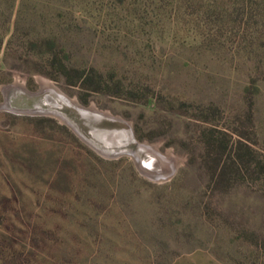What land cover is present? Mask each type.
Masks as SVG:
<instances>
[{
  "label": "rangeland",
  "instance_id": "1",
  "mask_svg": "<svg viewBox=\"0 0 264 264\" xmlns=\"http://www.w3.org/2000/svg\"><path fill=\"white\" fill-rule=\"evenodd\" d=\"M39 79L176 168L152 181L55 118L0 109V264H264V197L235 150L244 134L264 153V0H0V103Z\"/></svg>",
  "mask_w": 264,
  "mask_h": 264
},
{
  "label": "water",
  "instance_id": "2",
  "mask_svg": "<svg viewBox=\"0 0 264 264\" xmlns=\"http://www.w3.org/2000/svg\"><path fill=\"white\" fill-rule=\"evenodd\" d=\"M1 93L3 101L0 109L19 115L55 118L99 156L110 160L129 156L139 172L148 179H167V175L156 177L147 172L142 164V160L144 162L147 158L138 152V147L148 149L151 145L139 143L131 125L122 118L97 111L93 105L82 106L55 88L32 92L25 86L13 87L10 84L2 86ZM47 97L55 102H48Z\"/></svg>",
  "mask_w": 264,
  "mask_h": 264
},
{
  "label": "trees",
  "instance_id": "3",
  "mask_svg": "<svg viewBox=\"0 0 264 264\" xmlns=\"http://www.w3.org/2000/svg\"><path fill=\"white\" fill-rule=\"evenodd\" d=\"M55 43H57L55 38L46 39L44 41V45L48 49V51L49 50L52 51L53 45ZM50 55L54 57L52 58L53 60H55V62L53 63H56L57 60L55 59V55L53 54ZM76 74L77 75L75 76V79L80 83V87L82 91L91 92L97 90V88H95L94 86H97L99 82L94 78V76L91 73L81 72ZM255 88L256 91L258 92L259 87L256 86ZM245 92L248 93L249 88L248 89L246 88ZM83 102H85V100ZM253 104L254 102L251 103V105H249L248 107L249 110L251 109ZM210 144L211 142L207 143L208 146ZM218 145H219V149L223 153L228 149L229 142L226 138H224L222 140H219ZM235 150L238 151L237 154L239 161L238 165L244 171V173L248 175L250 178L255 176V181L258 182L260 185V195L264 197V153L257 151L255 152V154L254 152L252 154V148L246 143L244 134H240L239 139L236 141ZM220 159L221 158H219L217 162H215V169H214L215 171L213 177L215 176L216 180L218 181H223L226 180V178L228 177L229 171H227L228 167L225 162L220 164Z\"/></svg>",
  "mask_w": 264,
  "mask_h": 264
},
{
  "label": "bare ground",
  "instance_id": "4",
  "mask_svg": "<svg viewBox=\"0 0 264 264\" xmlns=\"http://www.w3.org/2000/svg\"><path fill=\"white\" fill-rule=\"evenodd\" d=\"M39 83H40V87H39V90L40 92H42L43 90L45 89H56L58 92H61L63 95H66L64 92H62L59 88H57L56 86L52 85L49 81L47 80H43V79H39ZM12 86L13 87H24V84L18 82V81H15L14 83H12ZM30 91V90H29ZM34 92V91H32ZM67 96V95H66ZM68 98H70L69 96H67ZM72 100H74L76 102L75 99L73 98H70ZM48 102L50 103H54L55 101L51 98V97H47L46 99ZM94 109H96L94 106H93ZM97 110V109H96ZM99 111V110H97ZM107 113V112H105ZM109 114V113H107ZM110 115V114H109ZM118 137H121V135H119ZM118 141V140H116ZM115 141V142H116ZM108 152V151H107ZM138 152L143 155L145 158H147L146 160H142V164L145 166V169L147 170V172L152 175V176H164V175H168L166 174V172L168 170H174L176 167H175V157L172 156V154H167V156H165L166 158V161L169 163V164H172L171 165V168H167V165H166V169H162V167L160 166L162 164V161H164V155H161L158 148L154 145H151L148 149L145 148V147H138ZM174 157V158H173ZM175 160V161H174ZM171 171V173H172Z\"/></svg>",
  "mask_w": 264,
  "mask_h": 264
}]
</instances>
